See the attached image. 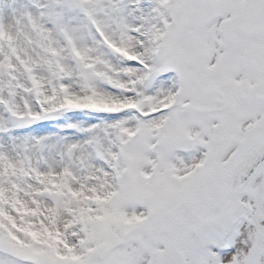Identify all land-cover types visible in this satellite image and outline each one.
Here are the masks:
<instances>
[{"label": "snow or ice", "instance_id": "1", "mask_svg": "<svg viewBox=\"0 0 264 264\" xmlns=\"http://www.w3.org/2000/svg\"><path fill=\"white\" fill-rule=\"evenodd\" d=\"M0 264H264V0H0Z\"/></svg>", "mask_w": 264, "mask_h": 264}]
</instances>
